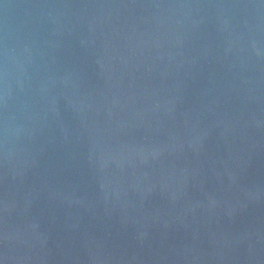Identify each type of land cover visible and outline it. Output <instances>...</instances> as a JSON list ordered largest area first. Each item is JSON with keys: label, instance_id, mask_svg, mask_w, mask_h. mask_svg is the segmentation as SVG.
Masks as SVG:
<instances>
[{"label": "water", "instance_id": "95a60500", "mask_svg": "<svg viewBox=\"0 0 264 264\" xmlns=\"http://www.w3.org/2000/svg\"><path fill=\"white\" fill-rule=\"evenodd\" d=\"M0 264H264V0H0Z\"/></svg>", "mask_w": 264, "mask_h": 264}]
</instances>
